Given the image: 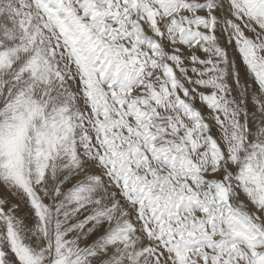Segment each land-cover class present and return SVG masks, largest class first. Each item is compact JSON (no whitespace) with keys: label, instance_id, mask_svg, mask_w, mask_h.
Instances as JSON below:
<instances>
[{"label":"snow or ice","instance_id":"obj_1","mask_svg":"<svg viewBox=\"0 0 264 264\" xmlns=\"http://www.w3.org/2000/svg\"><path fill=\"white\" fill-rule=\"evenodd\" d=\"M0 264H264V0H0Z\"/></svg>","mask_w":264,"mask_h":264}]
</instances>
